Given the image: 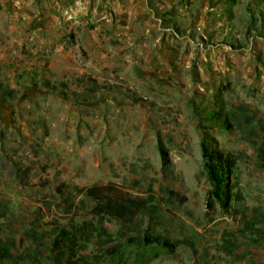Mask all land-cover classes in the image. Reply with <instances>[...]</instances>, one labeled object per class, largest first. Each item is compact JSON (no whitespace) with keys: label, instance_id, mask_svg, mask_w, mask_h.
<instances>
[{"label":"rangeland","instance_id":"374dc122","mask_svg":"<svg viewBox=\"0 0 264 264\" xmlns=\"http://www.w3.org/2000/svg\"><path fill=\"white\" fill-rule=\"evenodd\" d=\"M263 2L0 0V239L22 256L0 264H64L42 248L48 222L88 218L68 192L106 183L154 196L138 231L187 243L99 264H264V222L243 224L264 216ZM202 146L233 159L236 214L209 205Z\"/></svg>","mask_w":264,"mask_h":264},{"label":"trees","instance_id":"16d2710c","mask_svg":"<svg viewBox=\"0 0 264 264\" xmlns=\"http://www.w3.org/2000/svg\"><path fill=\"white\" fill-rule=\"evenodd\" d=\"M229 119L224 112L218 121L227 125ZM157 150L162 162H166L167 152L160 142L157 144ZM202 153L206 179L210 185L207 189L209 205L217 204L223 214H236L238 211L234 202L240 199V195L232 191L233 184L230 183L233 159L220 150L206 146H202ZM75 194H80L79 201L86 203L85 214L89 217L78 222L70 219L65 223L48 222L51 224L48 228V239L42 241V248L53 252L54 261L57 263L99 264L105 258L119 256L129 246H155L171 252L177 245L187 243L186 239L170 240L159 232H140L135 228V218L138 214L147 212L151 215L156 211L157 206L153 202L152 194L145 197L132 196L112 183L75 188V193L69 191L67 198L72 199ZM168 195L174 196L179 202L185 200L184 196L171 190H168ZM69 209L67 208V211ZM105 219L119 222L120 226L110 232L102 224ZM263 222L264 216H261L255 220L245 218L243 224L250 229L254 224ZM29 237L35 238L33 234ZM237 246L236 240H227L224 252L231 254ZM12 258L19 260L22 256H14L0 239V263Z\"/></svg>","mask_w":264,"mask_h":264},{"label":"crops","instance_id":"0c3cea01","mask_svg":"<svg viewBox=\"0 0 264 264\" xmlns=\"http://www.w3.org/2000/svg\"><path fill=\"white\" fill-rule=\"evenodd\" d=\"M21 27H22V23L19 24L18 29L20 30ZM46 27L50 28V25H46ZM52 31L53 30H51V32ZM167 35L171 36V34H167ZM163 49H164V54L166 56V60H171V59H173L176 56V54H175V52H176L175 46H173V47L165 46ZM151 53H153V58H155V60H154V62L152 64L149 65L148 69H149L150 73L155 74L157 76L158 73H161V71L163 70L162 66L160 65L161 59L159 58L160 57L159 55L161 54V52L159 53L156 50H153V52H151Z\"/></svg>","mask_w":264,"mask_h":264}]
</instances>
